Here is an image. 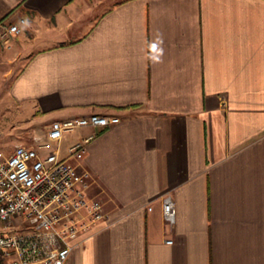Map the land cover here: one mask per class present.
<instances>
[{"label": "crops", "instance_id": "crops-1", "mask_svg": "<svg viewBox=\"0 0 264 264\" xmlns=\"http://www.w3.org/2000/svg\"><path fill=\"white\" fill-rule=\"evenodd\" d=\"M18 17L2 107L120 118L61 141L92 134L75 161L107 212L63 264H264V0H0Z\"/></svg>", "mask_w": 264, "mask_h": 264}, {"label": "built area", "instance_id": "built-area-1", "mask_svg": "<svg viewBox=\"0 0 264 264\" xmlns=\"http://www.w3.org/2000/svg\"><path fill=\"white\" fill-rule=\"evenodd\" d=\"M26 24L24 17L0 22V45L9 47ZM119 120L98 113L55 119L30 143L0 149V264H63L74 236L107 217L103 202L87 195L75 161L92 134L68 146L64 156L61 141L82 126L103 128ZM161 212L165 223L174 222L169 194Z\"/></svg>", "mask_w": 264, "mask_h": 264}, {"label": "rangeland", "instance_id": "rangeland-1", "mask_svg": "<svg viewBox=\"0 0 264 264\" xmlns=\"http://www.w3.org/2000/svg\"><path fill=\"white\" fill-rule=\"evenodd\" d=\"M15 72L13 71L12 74ZM10 79V77H9ZM2 84V85H1ZM0 85L3 86L2 82ZM3 98H0V102ZM7 110L0 105V149L10 151L15 145L28 144L32 136L43 133L45 126L26 110Z\"/></svg>", "mask_w": 264, "mask_h": 264}]
</instances>
